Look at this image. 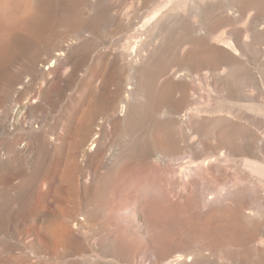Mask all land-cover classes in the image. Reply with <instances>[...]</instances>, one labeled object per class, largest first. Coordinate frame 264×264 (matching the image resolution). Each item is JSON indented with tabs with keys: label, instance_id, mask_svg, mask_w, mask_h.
I'll return each mask as SVG.
<instances>
[{
	"label": "rangeland",
	"instance_id": "obj_1",
	"mask_svg": "<svg viewBox=\"0 0 264 264\" xmlns=\"http://www.w3.org/2000/svg\"><path fill=\"white\" fill-rule=\"evenodd\" d=\"M28 2L29 12L13 26L0 63V243L8 244V256L21 254L24 243H32V251L27 250L46 258L45 264H54L57 256V262L81 264L76 255L80 241L70 245V255L63 259L62 248L54 253L44 247L51 240L45 238L43 245L36 239L35 227L60 220L55 205H65L64 191L70 186L62 181L60 192L51 191L41 219L39 182H56L65 162L49 139L59 142L67 135L57 125L66 122L78 86L91 95L95 121L111 117L113 106L132 86L126 99L132 110L127 107L116 118L119 129L143 122L156 98L167 96L171 115L189 133L188 151L159 159L168 175L187 183H175L171 214L159 219L155 245L164 258L157 264H264V0ZM135 28L146 35L138 45L130 37ZM79 36L91 45L84 59L70 50L60 62L43 64ZM133 47L138 48L137 58L131 57ZM91 56L96 60L92 76L87 71ZM197 59L203 64L196 69L184 63ZM183 72L191 78L178 76ZM186 83L190 99L182 104L176 99ZM24 121L34 123L31 135L19 124ZM113 140L97 149L85 167L101 188L78 183L79 199L101 204L107 214L120 212L125 219L121 222L136 226L143 243L153 245L145 238V218L127 215L125 198L118 203L104 200L113 174L129 175V160L136 157L130 152L136 146L133 134ZM71 156L73 166L79 151L72 149ZM161 193L154 184L152 196L161 201ZM4 250L0 264H10ZM101 252L96 250L101 257L97 264H123ZM136 259L126 264H149Z\"/></svg>",
	"mask_w": 264,
	"mask_h": 264
},
{
	"label": "bare ground",
	"instance_id": "obj_2",
	"mask_svg": "<svg viewBox=\"0 0 264 264\" xmlns=\"http://www.w3.org/2000/svg\"><path fill=\"white\" fill-rule=\"evenodd\" d=\"M24 2L26 3V0H0V63L2 57L5 56V44H9L8 42L10 36H12L13 26L16 24V21L19 20L20 16L23 17L29 12V2L27 0L28 4L26 5ZM21 4L23 5V11L18 13ZM139 32L140 29L135 28L130 35L132 39H135L137 45L146 40V35L142 36ZM230 43V45L233 44L232 41H230ZM90 47L91 45L87 38H82L80 36L76 37L74 42H68L63 48L55 51L49 59L43 62V64H50L51 61H54L55 64L60 62L63 56L70 50L76 51L78 57L84 59L85 50ZM137 52L138 48L133 47L130 53L131 57L137 58V55H139ZM90 58L92 62L89 64L87 71L89 75L92 76L93 70L96 68V60L94 56ZM202 58L201 56L200 59L202 60ZM201 60L197 59L193 62L191 60H184V63L187 67L196 69L203 64ZM166 69H168V67ZM40 71L42 74L45 72L43 70ZM178 76H184L187 79L191 78V75L185 72L178 74ZM131 88L132 86H128L124 91L123 99L120 100L121 103H116L117 105L115 104L113 106L112 112H114V114L111 117L107 120L103 117L100 121H95L96 115L95 111L92 109L91 95L86 94L83 91L84 89L78 86L77 91H79V94L82 92V94L75 95L74 99L71 100L68 111L66 112V122H59L57 125L67 135L62 136V134L59 133V136H62L59 142L55 139H49V143L52 147H54L58 153H62V159H65V162H63L61 166V171H59L56 182L53 181L51 183L49 181L45 182L40 180V210L37 215L40 216L41 219L45 217L46 210L44 209L46 206L44 204H46V202L48 204L49 199L47 198H49V194L52 193L51 191H53V193L60 192L62 185L59 182H66L70 184V186L66 189L64 188L67 198V201L64 200L65 205L62 207L55 205L57 210L61 211L59 215L61 217L60 220L50 219L49 221H44L40 227H35L36 239L43 245L45 243V238L51 240L52 244H45L44 247H48V249L54 253L57 252L59 247L62 248L60 250H63L61 252L63 259L70 255L69 247L75 241H80L76 255L77 262L81 264H97V261L101 257L96 253V250L118 258L123 264L138 262L135 261L137 257H140L142 261L144 259L149 260V264H157V262L160 261L159 257H163L162 253L158 254L155 245L159 236L158 222L159 219H162L163 214H168L169 216L171 214L169 199L171 196H175V183L186 185L187 181L178 175L174 178L173 173L168 175V168L166 166H161L159 159L165 155L173 156L180 152L184 153L188 151L190 146L188 142L189 133L179 125L178 117L171 115L173 106H171L169 100H167V96L156 98L154 106L145 112L143 122L130 125L126 129H119V127H117L116 118L120 113H126L127 107L131 109V106L129 107L126 100L131 94L128 89ZM173 97L174 96H172V98ZM189 99V84L186 83L183 86L180 96L176 100L184 104L188 102ZM127 114H130L129 111ZM110 119L114 122H111V127L109 129L108 123H110ZM17 122H19V120ZM19 124L27 127V131L30 132L29 135L35 130V126H33L34 123L32 122L26 123L24 121ZM36 127H38V125ZM127 132L133 134L135 137L136 146L133 145L130 152L135 153L136 157L133 160H129L132 163L129 175L123 172H115L113 174L112 180H110V182H112L110 183L112 185L111 189L106 195L103 194L105 196L104 200H111L118 203L121 199L125 198L126 203L123 205L130 207L127 211V215H134L136 219L140 217L145 218L146 224L144 227L147 229L145 238L153 242V245L143 243L140 232L135 229L136 226L131 224L130 227H127L126 224H123L121 220L125 219H120V216H118L120 212H116V214H107L108 212L106 213L104 206L101 204L98 206H91L89 202L90 199L86 202L81 201L76 189V184L78 183H82L85 187H89L92 184L96 185L97 188L100 187V181L96 180V175H94L90 168H85L87 162L95 155L97 149H104L108 143L115 141L113 139L121 138L126 135ZM41 134L44 135L45 132ZM68 136L70 140L65 138ZM62 144H66L64 149L60 147ZM72 149H77L79 151V158L73 166V163L69 164L72 160ZM192 150L197 152L196 148ZM78 166L81 168L83 167V170L80 172L76 171ZM46 184L47 187H45ZM154 184H157L161 188V201L155 196H152ZM123 187L126 188V191H123ZM94 189L96 188L94 187ZM94 191L95 190H93V192ZM181 196L183 197V195ZM187 200L188 197L184 198L185 202H187ZM132 205H134V207ZM137 212L140 213V216H138ZM53 216L54 215H51V218ZM127 219L128 218H126V220ZM142 225H144L143 222ZM127 230H130L129 232L131 233L128 234L126 232ZM77 235H79L80 238H77ZM83 241L88 243V246L83 247ZM6 247H8L6 242L0 243V251H5L4 249H6V257L10 259V264H45L46 262V258L39 256L35 252L29 253V251H32V243H24L25 249L21 254H10L9 256L8 248ZM149 254H153L154 256L150 257ZM59 258L58 256L54 257V264H64L60 261L57 262ZM178 259L181 258L178 257Z\"/></svg>",
	"mask_w": 264,
	"mask_h": 264
}]
</instances>
